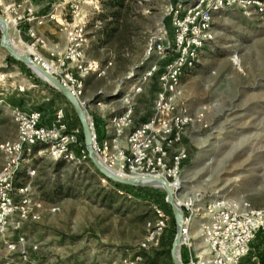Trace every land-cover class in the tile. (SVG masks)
Here are the masks:
<instances>
[{
  "label": "rangeland",
  "instance_id": "1",
  "mask_svg": "<svg viewBox=\"0 0 264 264\" xmlns=\"http://www.w3.org/2000/svg\"><path fill=\"white\" fill-rule=\"evenodd\" d=\"M28 1L41 14L52 0ZM107 1L90 0L75 20V24L84 22L87 41L82 48L86 71L81 102L98 139L111 138L110 119L131 109L133 127L120 143L126 148L125 137L150 119L163 90L166 67L185 54L179 41L181 31L188 29L184 45L190 52L185 58L194 60L193 66L182 74L173 102L174 113L186 110L188 121L180 147L189 160L182 168L183 190L177 202H195L191 233L196 243L198 226L207 221L204 210L217 197L241 211L264 209V0H207L202 8L209 12L210 21L205 25L203 16L187 18L197 0H127L112 37L106 36L112 28L110 20L101 18L112 11L103 7ZM64 18L68 23L73 20L70 14ZM60 24V20L48 21L40 28L50 26L51 38L65 47ZM208 26L205 34L191 35ZM53 30L59 35H53ZM18 40L12 42L17 50L32 55L28 38ZM38 53L46 61L51 59L47 49L39 48ZM10 58L0 45V177L10 164L14 183L30 186L32 198L40 199L44 210L36 223L21 221L18 213L8 219L0 232V264H105L124 258L134 261L138 256L147 264H173L170 252L176 222L163 188L115 186L81 153L85 145L81 134L80 145L69 143L65 149L56 146L57 141L11 158L1 150L2 144L18 140L17 113L39 111L41 124L51 127L58 110L64 109L67 135L82 130L75 109L60 92ZM151 63L155 73L142 86V93L126 97L136 91V77ZM69 71L81 75L73 66ZM27 169L35 171L34 177L27 176ZM54 206L60 210L53 214ZM154 206L165 210L170 223L160 247H144L148 223L155 221ZM22 234L26 246L10 250L6 242ZM256 235L240 264H264V234ZM180 254L184 262L188 254L183 249Z\"/></svg>",
  "mask_w": 264,
  "mask_h": 264
},
{
  "label": "built area",
  "instance_id": "2",
  "mask_svg": "<svg viewBox=\"0 0 264 264\" xmlns=\"http://www.w3.org/2000/svg\"><path fill=\"white\" fill-rule=\"evenodd\" d=\"M43 1V0H42ZM46 1V0H45ZM90 0H52L47 4V9L38 14L31 2L28 0L19 2L17 0H0L1 15L11 27V39L19 38L21 43L22 36H26L31 42L29 48H33V59L45 70L54 75L74 96L81 102L84 91L83 74L85 69L82 48L87 43L85 24H75V20L80 17L83 5ZM207 0H197L195 7L187 13L190 15L203 16L202 21H210V14L202 7L206 6ZM93 4V2L91 3ZM94 3L95 9L97 7ZM72 17V22L68 23L64 15ZM59 18V19H58ZM61 22V31L68 41L67 49L64 53H55L48 47V43L39 35L38 28L44 26L48 21ZM181 27H183L181 25ZM184 28V27H183ZM209 31V26L198 30L191 35L198 37L199 34H205ZM188 29L181 31L179 49L183 48L185 54H182L173 63L166 67L165 74L162 77V88L155 101L154 114L146 120L134 132L125 137L126 148L121 146V138L127 130H131L132 110L128 109L124 113L110 119L112 137L99 140L95 131V124L91 117L88 121L92 129L93 150L107 168L112 170L118 168L116 173L125 179L130 178H163L175 190H183L181 181L182 168L189 160V154L180 147L181 134L184 126L187 124V111L174 113L173 102L179 92L178 86L180 78L185 71L193 66L194 60H187L185 55H189V47L185 44V36ZM197 38L194 40V42ZM199 40V38H198ZM197 40V42H198ZM194 46V45H193ZM39 48L47 49L49 61L44 60L39 55ZM188 57V56H187ZM153 63V62H152ZM145 70V73L135 79L134 89L126 97L137 96L142 93L144 86L154 75L155 66L152 64ZM77 70L78 76L69 71V67ZM51 71H50V70ZM62 70V71H61ZM64 70V71H63ZM82 103V102H81ZM102 102L97 106H101ZM43 115L39 111L30 113H17L15 120L19 126L18 140L14 143L7 142L2 144L1 150L10 158L22 152H31L36 145L57 142L56 146L64 147L69 143L80 145V131L67 135V125L65 124V110L60 109L56 113L51 127H45L41 124ZM56 146L53 148L56 149ZM65 149V147H64ZM55 151V150H54ZM113 152V153H112ZM84 157L88 155L87 149L81 152ZM115 153H118L115 156ZM12 166L9 164L0 177V232H3L8 219L15 213H18L21 221L30 220L36 223L41 218V212L44 210L43 202L32 198L30 186L14 183V174L11 173ZM16 170H18L16 168ZM113 171V170H112ZM27 176L34 177L35 171L27 169ZM121 194L123 192L119 191ZM195 202H186L181 205L189 216L185 215V230L183 234L181 249L187 252L188 256L182 264H240L241 260L249 253L250 246L254 241L256 234H264V209H253L252 211H241L239 208L229 207L224 197H217L208 206H206L202 224H199L196 235L200 237L198 243L192 237L191 219L195 213ZM60 208L54 206L51 213L58 212ZM154 223H148L149 232L146 237V246L158 248L161 245L162 236L170 223L168 214L159 206H154ZM185 214V213H184ZM202 218V219H203ZM10 250L23 249L27 242L25 235L16 237V241H7ZM37 247L34 248V251ZM24 255V252H23ZM26 258V257H24ZM80 264H93L84 262ZM105 264H147L141 256L136 260L124 258L120 262H111Z\"/></svg>",
  "mask_w": 264,
  "mask_h": 264
},
{
  "label": "water",
  "instance_id": "3",
  "mask_svg": "<svg viewBox=\"0 0 264 264\" xmlns=\"http://www.w3.org/2000/svg\"><path fill=\"white\" fill-rule=\"evenodd\" d=\"M0 28L2 31V37L0 39V45L3 49L6 50L8 55L15 61H19L29 68L33 70L36 69L39 73L44 75L47 80L50 82L55 89L60 92L63 98L68 101L71 106L75 109L76 114L78 116L79 122L82 126L83 139L85 141V147L88 152V157L95 166L98 173L103 175L105 178L114 182L117 185H124L128 187H159L163 188L167 194L166 204L171 206L172 214L174 217V221L176 222V235L175 240L171 249V256L173 264H182L181 263V244L183 239V234L185 230V214L183 212L181 204H179L176 200V194L180 191L175 190L171 187L170 184L163 178L152 177V178H130L125 179L121 176H117L114 173H111L104 165H102L98 158L96 157L93 150V138H92V129L89 124V116L86 111V107L82 104L70 91L67 87L65 88L62 83L50 72L41 67L35 59L30 54H24L17 50V48L13 45L11 39V27L9 26L8 21L0 16Z\"/></svg>",
  "mask_w": 264,
  "mask_h": 264
},
{
  "label": "trees",
  "instance_id": "4",
  "mask_svg": "<svg viewBox=\"0 0 264 264\" xmlns=\"http://www.w3.org/2000/svg\"><path fill=\"white\" fill-rule=\"evenodd\" d=\"M127 0H108L106 3H103V7H105L106 9H111L112 11L110 12V14L108 15H102L101 18L106 17L108 20H110L109 22V27L111 28V31L107 32V37H112L115 34V31L117 30L116 27L113 28L114 24H117L116 22H119L118 20L120 19V12L122 11V9H124V4ZM8 60H12L11 58ZM13 62H15L14 60H12ZM4 121H7L6 118L3 119ZM81 139H83V132H81ZM84 149H85V145H84ZM113 184L117 187H121L124 185H117L113 182ZM124 187H128V186H124ZM128 188H133V187H128Z\"/></svg>",
  "mask_w": 264,
  "mask_h": 264
},
{
  "label": "crops",
  "instance_id": "5",
  "mask_svg": "<svg viewBox=\"0 0 264 264\" xmlns=\"http://www.w3.org/2000/svg\"><path fill=\"white\" fill-rule=\"evenodd\" d=\"M40 28V27H39ZM38 28V33H39V35L48 43V47L52 50V51H54L55 53H64L65 52V49H66V47H67V45H68V42L66 41V46L65 47H63V43L62 42H59V41H57V40H55V39H52L51 38V36H50V26H48V27H46V28H40L39 29ZM53 35H56V34H58L59 35V33L61 34V35H63V37L65 38V35H64V33L61 31V28H59V33H57V31H52L51 32ZM48 53V52H47ZM48 58H49V55H48ZM2 111L0 110V119L2 118L1 117V115L3 114V113H1ZM4 118H6V119H8V117H4ZM2 120V119H1ZM0 120V121H1Z\"/></svg>",
  "mask_w": 264,
  "mask_h": 264
},
{
  "label": "bare ground",
  "instance_id": "6",
  "mask_svg": "<svg viewBox=\"0 0 264 264\" xmlns=\"http://www.w3.org/2000/svg\"><path fill=\"white\" fill-rule=\"evenodd\" d=\"M13 42V41H12ZM28 49H31V48H29L28 47ZM33 50V48L31 49V51ZM34 51V50H33ZM21 53H23V52H21ZM32 56V55H31ZM41 66V65H40ZM42 67V66H41ZM33 70L43 79V80H45L47 83H49L50 84V82L47 80V78L44 76V75H42L41 73H39L36 69H34L33 68ZM50 70V69H49ZM51 71V70H50ZM98 158V157H97ZM98 160H99V162L101 163V161H100V159L98 158ZM102 165H104L103 163H101ZM104 167H106L105 165H104ZM107 168V167H106ZM111 173H114L115 175H117V176H120V173H116V172H114V171H112V170H110L109 168H107Z\"/></svg>",
  "mask_w": 264,
  "mask_h": 264
}]
</instances>
